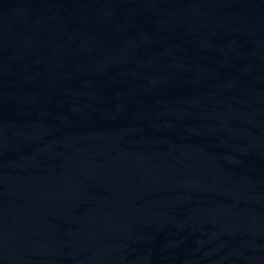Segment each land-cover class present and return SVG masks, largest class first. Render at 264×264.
<instances>
[{
  "label": "water",
  "instance_id": "obj_1",
  "mask_svg": "<svg viewBox=\"0 0 264 264\" xmlns=\"http://www.w3.org/2000/svg\"><path fill=\"white\" fill-rule=\"evenodd\" d=\"M195 264H264V0H214L210 142Z\"/></svg>",
  "mask_w": 264,
  "mask_h": 264
}]
</instances>
